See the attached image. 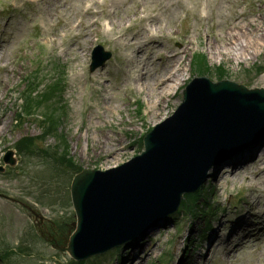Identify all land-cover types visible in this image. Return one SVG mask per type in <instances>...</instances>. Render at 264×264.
Here are the masks:
<instances>
[{
  "label": "rangeland",
  "instance_id": "rangeland-1",
  "mask_svg": "<svg viewBox=\"0 0 264 264\" xmlns=\"http://www.w3.org/2000/svg\"><path fill=\"white\" fill-rule=\"evenodd\" d=\"M83 1L50 0L19 12L20 6L15 0H11L9 9L0 0V26L7 22L5 32L0 35V124L5 123L0 135V167L5 165L3 157L6 150L16 149L17 142L23 137H37L42 133L43 129L34 116L25 115L23 118L22 114L24 124L20 123L18 116L23 113L21 82L30 70L31 61L36 62L33 58L40 54L45 63L57 60L65 68L66 92L60 102L66 104L67 113L59 131L64 134L74 161L82 169L116 167L140 151L134 145L140 136L170 117L181 104V90L192 77L194 53L205 54L212 67L225 66L230 80L264 88L263 75L257 77L246 73L255 65H264V0H143L147 6V18L142 21L136 14L143 7L141 3H135L133 7L132 2H118L115 22L132 19L135 29L120 38L124 29L117 31L115 28L116 31L107 37L110 41L106 45L114 59L93 74L89 68L90 53L97 45L106 42L91 35L90 24L85 22L68 41L61 42L60 39V32L68 28L66 22L74 21ZM203 12L204 19L201 17ZM149 26L156 31L154 38L150 36L151 31L147 33ZM54 36L58 41L53 50L31 40L32 37L48 39ZM224 45L230 47L224 48ZM248 46L250 49L254 47L255 51ZM228 50L232 56L227 54ZM170 54L179 58V68H175V72L184 71V85L179 91L177 85L171 91L173 95L157 109H149L146 97L151 91H140L137 84L143 83L148 87L153 75L172 69L177 58L175 62L168 60ZM236 54L242 58L238 59ZM134 59L137 61L135 64L132 62ZM207 77L216 81L213 76ZM138 101L144 104L141 116L137 114ZM133 119L139 123H133ZM121 131L128 139L125 140ZM59 143L55 136L38 141L39 147L50 153H62L64 144L59 146ZM121 147L125 149L120 150ZM20 157L16 158L15 167L8 166L0 172V194L5 196L0 197V244L16 248L17 253V247H30L41 252L49 264L68 262L69 256L56 249L52 239L62 242L64 231L69 228L66 223L74 219L73 207L67 205L64 208L61 203L69 194L71 183L63 179L65 188L61 193L58 191L60 187L49 180L56 186V193L41 184L45 183L41 181L44 174L50 176L55 173L49 160L34 159L27 165L28 158ZM263 168L262 161H258L249 170L235 172V176L228 175L224 180L212 174L207 185L213 190L209 199L221 212L213 235L225 223L220 236H229V228L241 211H251L256 216L258 212V216L264 212V177L261 173L258 175ZM252 174L258 176L252 180L253 184H258V190L247 189ZM37 199L45 206L36 204ZM56 201L57 204L53 203ZM32 210L39 215L36 220ZM60 222L66 224L65 228L59 227ZM35 223L39 224L38 232L32 228ZM163 226L136 242L138 244L134 248L126 249L127 259L131 261L119 264H160L170 255L167 264H264V235L246 237L238 247L232 243L234 249L227 256L224 245L218 247L208 242L212 233L205 240L199 238L201 230L198 226H205L200 219L191 221L183 216L173 222L167 221ZM37 233L41 240L35 237ZM189 237L194 251L183 261ZM168 252L170 254L166 255ZM11 257L14 263L19 259L18 254ZM101 261L103 264H116L115 257H104ZM23 264H28L27 260Z\"/></svg>",
  "mask_w": 264,
  "mask_h": 264
},
{
  "label": "water",
  "instance_id": "water-1",
  "mask_svg": "<svg viewBox=\"0 0 264 264\" xmlns=\"http://www.w3.org/2000/svg\"><path fill=\"white\" fill-rule=\"evenodd\" d=\"M190 94L177 127L149 135L147 152L135 162L77 177L72 195L79 226L72 252L91 237L114 246L135 239L153 222L151 211L165 208L161 218L177 211L182 196L198 191L214 166L263 131L249 129L264 112V92L197 80Z\"/></svg>",
  "mask_w": 264,
  "mask_h": 264
},
{
  "label": "bare ground",
  "instance_id": "bare-ground-1",
  "mask_svg": "<svg viewBox=\"0 0 264 264\" xmlns=\"http://www.w3.org/2000/svg\"><path fill=\"white\" fill-rule=\"evenodd\" d=\"M229 47L230 46H228V45H224V48H229ZM248 48L250 49V46H248ZM250 50L255 51L254 47L251 48ZM235 53H236V50H235ZM227 54L232 56L231 50H228ZM141 55L143 56V54H141ZM236 56H237L238 59L242 58L241 56H238L237 54H236ZM169 58L172 59L174 62L176 61V58H177V64H175V66H172L173 64H171L172 69H169V70L165 71L164 75L161 77V79L158 76L159 77L158 80L160 79V82L163 83V85L161 86L159 91L155 92L152 100H150V96H149V98H148V107L151 108V109L152 108L156 109L161 103H163L164 100L171 95V91L174 88H176L177 85H180L178 83L179 81L183 82V77H184L183 76V73H184L183 70H182L181 74H178V71L175 72V68H177V67L179 68V66H178L179 58L176 55H172ZM134 60H135V62H137L136 59H134ZM155 80H156V75H154V77L150 80L149 85L152 83V81H155ZM142 87H144V85L139 86V88H142ZM4 126H5V123L4 124H0V135L2 134L1 132L4 129ZM254 155L256 157L257 156H259V157L264 156V149L263 150L260 149V154L259 155L256 154V153ZM235 163L239 165L242 162L240 160V161H237ZM232 165H234V163H232ZM224 178H226V177L224 176ZM263 184H264V182H263ZM218 238H219V236L214 237L212 242L216 243Z\"/></svg>",
  "mask_w": 264,
  "mask_h": 264
},
{
  "label": "trees",
  "instance_id": "trees-1",
  "mask_svg": "<svg viewBox=\"0 0 264 264\" xmlns=\"http://www.w3.org/2000/svg\"><path fill=\"white\" fill-rule=\"evenodd\" d=\"M202 63H203V65H204V69H206V67H205V61L203 60L202 61ZM49 90H52V93L53 92H55V91H58L59 90V84L58 83H56V82H53L52 83V86L49 88ZM30 142H32V141H30ZM24 144H25V146L26 147H30V145H32L31 143H29V142H24ZM30 154H33L34 153V148H32V149H26ZM187 201H186V203H185V207H194V206H198V202L200 201V197H199V195L197 194V195H191V196H188L187 198Z\"/></svg>",
  "mask_w": 264,
  "mask_h": 264
}]
</instances>
